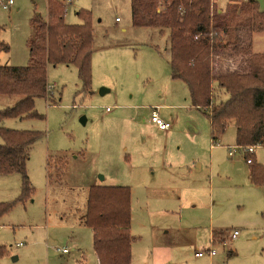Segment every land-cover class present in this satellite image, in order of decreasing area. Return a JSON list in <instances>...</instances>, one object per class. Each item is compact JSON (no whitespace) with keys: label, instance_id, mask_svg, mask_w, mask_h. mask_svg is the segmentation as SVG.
I'll use <instances>...</instances> for the list:
<instances>
[{"label":"rangeland","instance_id":"obj_1","mask_svg":"<svg viewBox=\"0 0 264 264\" xmlns=\"http://www.w3.org/2000/svg\"><path fill=\"white\" fill-rule=\"evenodd\" d=\"M257 1L264 9V0ZM228 4L219 0L217 8ZM64 5L69 24L86 22L79 11L90 13L91 81L85 88L75 65L49 64L50 95L35 102L42 117L1 122L43 136L27 160L30 194L18 201L21 174H0V202L12 204L0 216L6 247L0 264H98L93 230L82 220L94 185L131 189L133 264H264V185L252 182L247 154L228 155V146L236 145L234 121L213 143L209 115L192 105L187 85L172 78L169 32L135 26L131 0ZM36 14L48 19L47 0L0 7V41L10 47L0 52V64L29 63ZM238 48L264 52V32H246L219 49L214 74L247 69L248 55ZM102 88L111 91L101 94ZM213 90L215 103L228 98L217 82ZM17 98L0 95V109ZM152 107L170 131L154 125ZM253 157L264 165V145ZM236 229L240 235L232 240ZM211 235L216 255L195 257L211 246Z\"/></svg>","mask_w":264,"mask_h":264},{"label":"trees","instance_id":"obj_2","mask_svg":"<svg viewBox=\"0 0 264 264\" xmlns=\"http://www.w3.org/2000/svg\"><path fill=\"white\" fill-rule=\"evenodd\" d=\"M47 5L48 19L36 14L32 20L34 36L28 40L29 63L0 64V95L18 96L12 106L0 109V174H21L23 184L18 201L32 191L27 160L43 133L8 128L1 122L7 118L42 117L35 102L50 95L49 64L75 65L85 88L91 81L94 31L90 13L79 11L86 22L69 24L61 0H47ZM131 11L135 26L169 32L172 78L182 80L192 105L209 115L213 138L222 135L234 121L237 145H264V52L238 48L248 55L245 71L216 75L212 67L213 56L219 49L236 44L246 32H264V9L259 2L229 0L226 9L220 11L217 5L211 7L210 0H131ZM9 49L6 42L0 41V52ZM214 82L228 94L226 100L215 103ZM253 155H246L251 159L250 177L255 185L263 186L264 165L256 162ZM11 206L0 202V216ZM82 220L93 230L98 264H133L130 187L92 186ZM5 252L6 247L0 244V257Z\"/></svg>","mask_w":264,"mask_h":264},{"label":"built area","instance_id":"obj_3","mask_svg":"<svg viewBox=\"0 0 264 264\" xmlns=\"http://www.w3.org/2000/svg\"><path fill=\"white\" fill-rule=\"evenodd\" d=\"M73 0H67V2L71 3ZM219 0H210L211 3V7H214V5L216 4V2ZM14 5V0H0V7L2 9L5 10H10L11 7ZM51 86H49V90H50ZM151 121L156 124L157 126H159V128L163 129V130H167L170 128V123L165 122L161 119V117L159 116V112L158 110L155 108L152 110L151 112ZM216 139L214 140L213 138V143H216ZM214 146V144H213ZM259 145H232V146H228V155L229 156H234L237 152L243 151L245 154H254L255 153V149L256 147ZM247 163L251 162V159L246 158ZM240 234L239 230H234L233 233L231 234V239L234 240L237 238V236ZM211 241V246L208 249H204V250H197L194 253V256L197 258H201V257H213L216 255V250L212 247L215 244V239L213 238V236L210 239ZM225 243V241H223ZM62 253H67L68 249L67 248H63Z\"/></svg>","mask_w":264,"mask_h":264},{"label":"crops","instance_id":"obj_4","mask_svg":"<svg viewBox=\"0 0 264 264\" xmlns=\"http://www.w3.org/2000/svg\"><path fill=\"white\" fill-rule=\"evenodd\" d=\"M61 1H62V0H61ZM62 2H63V3L66 2V3H67V0H63ZM217 4H218V1L216 2L215 5H217ZM261 9H262V8H261ZM219 10L222 11V9H219ZM117 20H118V18H117ZM231 59H232V58H231ZM220 90L223 91V89H220V88H219V91H220ZM110 91H111V89L109 88V91H108V92H110ZM220 92H221V91H220ZM221 93H222V92H221ZM216 99H218V98L215 97V100H216ZM160 107H161V106H160ZM155 108H156V109L158 110V112H159V107H152V110L155 109ZM161 108H162V107H161ZM151 112H152V111H151ZM231 122H232V121H231ZM154 125H155V124H154ZM157 127L159 128V126H157ZM170 127H171V124H170ZM169 129H170V128H169ZM169 129H167V130H163V129L159 128V130L164 131V132H168V131H170ZM254 154H255V153H254ZM213 234H216V232H213ZM239 235H240V234H239ZM239 235L237 236V238L239 237ZM211 236H213V235H211ZM210 238H211V237H210ZM132 248H133V247H132ZM132 250H133V249H132ZM96 257H97V256H96ZM213 257H214V256H213ZM213 257H209V258L212 259ZM157 260H158V259H157ZM97 262H98V258H97ZM155 264H158V263H155ZM174 264H180V263H174Z\"/></svg>","mask_w":264,"mask_h":264},{"label":"water","instance_id":"obj_5","mask_svg":"<svg viewBox=\"0 0 264 264\" xmlns=\"http://www.w3.org/2000/svg\"><path fill=\"white\" fill-rule=\"evenodd\" d=\"M109 91V88L107 89V88H102L101 89V94H104V93H107Z\"/></svg>","mask_w":264,"mask_h":264}]
</instances>
